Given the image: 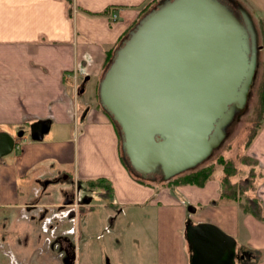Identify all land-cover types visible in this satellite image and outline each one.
<instances>
[{
  "label": "crops",
  "instance_id": "obj_1",
  "mask_svg": "<svg viewBox=\"0 0 264 264\" xmlns=\"http://www.w3.org/2000/svg\"><path fill=\"white\" fill-rule=\"evenodd\" d=\"M148 2L0 0V132L15 140L12 155L0 158L2 228L7 210H18L20 218L31 223L38 208H46L51 217L52 206L61 202L55 205L47 199L54 178L63 176L83 186L104 178L118 204L135 210L144 207L154 215L157 248L146 252V264H189L187 220L213 224L233 237L237 248L264 253V222L243 214L238 203L217 204L220 183L155 189L137 182L122 160L118 129L99 106L97 90L108 56ZM112 15L115 21L110 20ZM38 121H49V131L41 141H33L30 126ZM246 153L263 175L256 181V193L264 205V114ZM191 204L193 213L188 211ZM59 222L74 226L57 234L74 229L80 240L79 214L73 222ZM29 237L21 238L27 242ZM4 252L1 246L0 254ZM132 258L129 264H136ZM257 264H264V256Z\"/></svg>",
  "mask_w": 264,
  "mask_h": 264
},
{
  "label": "water",
  "instance_id": "obj_2",
  "mask_svg": "<svg viewBox=\"0 0 264 264\" xmlns=\"http://www.w3.org/2000/svg\"><path fill=\"white\" fill-rule=\"evenodd\" d=\"M239 12L220 0H160L114 51L98 103L140 180L168 182L196 170L246 112L259 47L251 16ZM48 131L49 121L35 122L30 138L41 141ZM14 146L0 132V158ZM184 235L189 264H237L235 239L217 226L187 220Z\"/></svg>",
  "mask_w": 264,
  "mask_h": 264
},
{
  "label": "rangeland",
  "instance_id": "obj_3",
  "mask_svg": "<svg viewBox=\"0 0 264 264\" xmlns=\"http://www.w3.org/2000/svg\"><path fill=\"white\" fill-rule=\"evenodd\" d=\"M233 1L241 7V3H244L251 12L250 16L257 32L259 47L258 69L246 112L233 121L227 128V135L221 146L213 152L207 161L196 169L213 167L214 173L212 179L209 180L210 184H214V182L219 184L223 177L222 165L218 162L219 159L230 161L235 169L243 171L242 178L246 176L249 167L243 166L241 158L245 156L254 159L247 155L248 148H245V146L250 135L263 121L258 108L257 90L264 76V0ZM156 4L157 2L154 3V5ZM120 152L121 156L125 157L121 146ZM11 155H7L5 158H9ZM64 168L70 169L71 165H66ZM189 173L182 174L168 182H160L159 180L146 182L148 185L154 186L153 188L155 189H159L161 186H174L178 178ZM169 182H172L171 185H167ZM69 188L70 186L67 183L50 185L46 192L47 199L56 205L60 201V193L69 190ZM117 202L115 196L107 195L103 187H98L88 207L84 206V210L79 212L81 229L79 230V235L81 237L79 241L76 240L77 238L75 239V264H129L130 257H133L132 259L136 264H146L145 255L148 254L146 252L155 251V248H157L154 239L156 226L153 213L151 211L149 213V209L144 207L136 210L130 207L124 208L123 205ZM56 208L53 205L51 209L55 210ZM41 209L46 208L42 207ZM191 209L195 210L193 204L188 206V211H191ZM34 212L36 214L37 211ZM30 213L32 214V212ZM20 217L18 210H7L5 214V218H7L5 229L2 228L3 223L0 220V247L3 246L6 251L4 255L0 254V264H56L52 259L56 255L55 248L52 250L47 248L49 240H52L53 235L50 232L52 229L45 226L44 223L39 225L36 219L35 222L31 223V221ZM52 226V228H56L55 235L70 226L73 228L74 224L52 220ZM45 232L48 233V236L45 235ZM26 235L30 236L27 242L21 238ZM37 237H41V240L37 241ZM46 237L48 239L43 240ZM44 242L46 246L43 245ZM16 249L18 251H15ZM244 249L250 251L249 248Z\"/></svg>",
  "mask_w": 264,
  "mask_h": 264
},
{
  "label": "trees",
  "instance_id": "obj_4",
  "mask_svg": "<svg viewBox=\"0 0 264 264\" xmlns=\"http://www.w3.org/2000/svg\"><path fill=\"white\" fill-rule=\"evenodd\" d=\"M159 1L160 0H150V2H148L146 6L142 9L140 16H139V20L141 19L142 16H144L147 12H149L152 9V6L154 5V3L156 2L158 3ZM155 6L156 5H154L153 8ZM126 35L122 38V40L126 37ZM112 55L113 54L111 53L108 56L106 60L105 69L107 65L109 64L110 59L112 58ZM257 93H258L259 113H260V116H262L263 118V114H264V76H263L262 83H260V86L258 87ZM108 118L112 122L109 116ZM261 127H262V123L250 135L245 148H248L251 145V143L257 136ZM122 160L125 164L127 163V160L124 158V156H122ZM218 162L222 165L223 177L220 180L219 200L216 203L217 204L228 203V202L238 203L240 204V208L243 214L251 215L256 220L260 222H264V205H263L262 200L258 197L256 193V179L261 178L263 176L262 174L257 173L256 168L258 166V162L255 159H251L245 156L241 158V163L243 164V166L249 167L246 172V176H243V178L241 177L243 171L241 169L239 170L235 169L230 161H224L223 159H219ZM213 173H214L213 167L200 168L196 171L190 172L189 174H186L178 178V180H176L177 181L176 185L186 184V185L202 187L210 179H212ZM132 175L137 182L148 185L147 184L148 181L146 182L144 180H140L133 173ZM171 183L172 182H169L167 183V185H171ZM84 186L97 187V188L103 187L107 195H110L111 193V185L109 184L107 180L103 178L85 182ZM250 252L254 255V259L250 262L253 264H257L264 256V253L261 251H254L250 249ZM189 253L191 254L190 250H189Z\"/></svg>",
  "mask_w": 264,
  "mask_h": 264
},
{
  "label": "flooded vegetation",
  "instance_id": "obj_5",
  "mask_svg": "<svg viewBox=\"0 0 264 264\" xmlns=\"http://www.w3.org/2000/svg\"><path fill=\"white\" fill-rule=\"evenodd\" d=\"M220 1L226 4L238 16L240 15L239 12L240 6L236 4L233 0H220ZM126 160H128L127 157ZM155 177L156 180L159 179V176H155ZM64 179L65 178L61 176L54 178L50 181L51 185H55V184L57 185L66 182L67 184H69L70 188L69 190H65L64 192L60 193L61 202L60 205L54 210V213L51 214L52 218L46 217V215L48 214L47 209H41V208L35 209V211L37 212L35 215H33V218L37 220L39 225L44 223L45 226H48L50 228L52 226V220L58 222L62 220L73 222L75 216H77L78 214H80L79 212L84 210L83 209L84 205H86L87 203L89 204L92 201V196L96 194L97 187H86L81 185L79 182L75 183L73 181L64 180ZM62 213H66V214L62 217L56 216ZM74 236L76 235L74 234V229H73L72 232H65L64 234L53 235L52 240H49L47 244L48 245L47 248L51 250L55 248L56 255L55 256L52 255L53 256L52 259L55 262L57 261L58 264H75L76 255H75L74 244H75V239L77 237ZM76 240L79 241L78 239ZM237 254H238L236 261L237 264H250V262L254 259V255L250 251L245 250L243 248H238Z\"/></svg>",
  "mask_w": 264,
  "mask_h": 264
},
{
  "label": "built area",
  "instance_id": "obj_6",
  "mask_svg": "<svg viewBox=\"0 0 264 264\" xmlns=\"http://www.w3.org/2000/svg\"><path fill=\"white\" fill-rule=\"evenodd\" d=\"M115 19H116L115 15H112L111 18H110L111 21H115ZM65 214H66V213H62V214H60V215L58 214V215H56V216L62 217V216H64ZM72 230H73V229H69L68 231H69V232H72Z\"/></svg>",
  "mask_w": 264,
  "mask_h": 264
}]
</instances>
